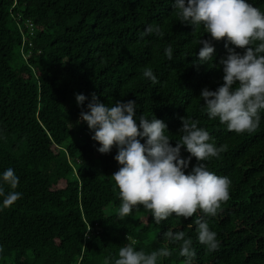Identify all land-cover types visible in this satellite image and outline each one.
I'll return each instance as SVG.
<instances>
[{
	"label": "trees",
	"instance_id": "obj_1",
	"mask_svg": "<svg viewBox=\"0 0 264 264\" xmlns=\"http://www.w3.org/2000/svg\"><path fill=\"white\" fill-rule=\"evenodd\" d=\"M247 2L264 12V0ZM173 4L0 0V177L12 168L19 178L15 191L22 194L10 208L0 197V264H114L129 243L146 254L168 247L171 256L157 264H185L179 245L164 238L169 230L192 239L191 264H264V110L251 133L229 132L209 118L199 97L202 89L215 91L223 83L219 61L227 55L226 41H214L213 59L195 66L199 39L210 37L202 25L194 31L180 23ZM149 25L160 26L163 35L141 39ZM169 45L172 60L165 55ZM145 67L159 83L143 77ZM93 93L109 106L134 101L137 124L142 114L164 121L173 147L181 117L199 121L210 143L227 145L203 161L231 181L230 198L215 217H205L218 249L198 241L194 220L204 215L200 211L188 219L173 214L160 225L143 206L118 216L121 201L112 179L120 168L118 149L99 153L94 133L80 122ZM78 94L87 97L83 105ZM181 154L190 155L185 149ZM197 163L193 157L185 174Z\"/></svg>",
	"mask_w": 264,
	"mask_h": 264
},
{
	"label": "clouds",
	"instance_id": "obj_2",
	"mask_svg": "<svg viewBox=\"0 0 264 264\" xmlns=\"http://www.w3.org/2000/svg\"><path fill=\"white\" fill-rule=\"evenodd\" d=\"M173 10L180 23L191 25L194 31L202 25L210 37L199 39L198 44L202 47L195 66L213 59L214 41H226L227 55L219 61L223 83L215 91L207 87L202 89L199 97L209 118H218L229 132L255 131L260 124L259 113L264 110V12L247 0H174ZM153 33L163 35L160 26L149 25L140 33V38ZM236 49H243V54ZM165 55L172 60L170 45L165 49ZM143 77L153 84L159 83L151 67L143 69ZM75 99L78 105H83L87 97L78 94ZM87 108L88 111L80 113V122L86 123L94 133L91 138L100 145L97 151L109 154L114 146L118 149L114 159L120 168L112 175L114 190L118 189L121 201L118 216L123 219L134 208L143 206L151 212L155 224L160 225L173 214L188 219L200 211L204 215L194 220L198 241L209 251L218 249L217 234L210 231L205 217H215L221 204L230 198L231 181L209 171L203 161L218 157L227 150V145L217 147L210 143V134L198 127L199 121L181 117L180 139L173 147L170 134H165L167 125L164 121L155 116L148 119L142 114L137 124L134 118L136 104L131 100L126 103L116 101L109 106L101 103L93 93ZM182 149L190 154L187 159L182 158ZM193 157L198 163L185 174ZM4 185L11 190L6 193ZM18 185L19 178L14 170H5L0 177L3 208H10L21 198L22 194L15 191ZM164 238L178 244L179 255L186 258L185 264H191L196 253L192 239L186 238L184 231L169 230L164 233ZM171 254L168 247L146 254L129 243L120 247L114 264H157L159 258Z\"/></svg>",
	"mask_w": 264,
	"mask_h": 264
}]
</instances>
